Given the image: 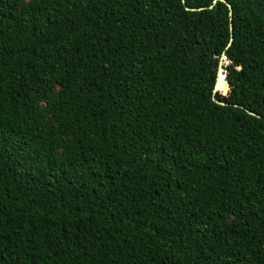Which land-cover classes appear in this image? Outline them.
Listing matches in <instances>:
<instances>
[{"label": "trees", "instance_id": "16d2710c", "mask_svg": "<svg viewBox=\"0 0 264 264\" xmlns=\"http://www.w3.org/2000/svg\"><path fill=\"white\" fill-rule=\"evenodd\" d=\"M212 1L0 0V264H264V0Z\"/></svg>", "mask_w": 264, "mask_h": 264}, {"label": "water", "instance_id": "95a60500", "mask_svg": "<svg viewBox=\"0 0 264 264\" xmlns=\"http://www.w3.org/2000/svg\"><path fill=\"white\" fill-rule=\"evenodd\" d=\"M182 3L184 4V0H181ZM215 0H213L212 2H214ZM222 1L226 7H227V15H228V31H229V36H228V41L226 43V46H228L231 42V22H230V18H231V7H230V4L228 2H226L225 0H220ZM185 9H188V10H194V8H191V7H186L184 6ZM202 7H199L197 9H200ZM224 59V55H223V52L220 53L219 57H218V61H217V67H216V72H215V78H214V84H213V88H212V94L216 91V90H219L221 91V89L218 87L219 83H221V81H225L223 77H221V75L223 74V70H222V61ZM227 92V89L224 91V93ZM211 100L214 101L215 103L217 104H220V105H224V104H227L226 102H223V101H219V100H216L214 98V96L212 95L211 96ZM234 106H236V104H233ZM244 110L250 114V115H253V116H256L258 117L259 115L249 109H246L244 108Z\"/></svg>", "mask_w": 264, "mask_h": 264}, {"label": "rangeland", "instance_id": "374dc122", "mask_svg": "<svg viewBox=\"0 0 264 264\" xmlns=\"http://www.w3.org/2000/svg\"><path fill=\"white\" fill-rule=\"evenodd\" d=\"M226 89V88H225Z\"/></svg>", "mask_w": 264, "mask_h": 264}]
</instances>
